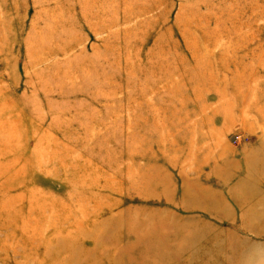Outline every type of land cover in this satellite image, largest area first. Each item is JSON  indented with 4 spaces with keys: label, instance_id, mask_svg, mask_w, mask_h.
<instances>
[{
    "label": "rangeland",
    "instance_id": "1",
    "mask_svg": "<svg viewBox=\"0 0 264 264\" xmlns=\"http://www.w3.org/2000/svg\"><path fill=\"white\" fill-rule=\"evenodd\" d=\"M262 150L264 0H0V264H264Z\"/></svg>",
    "mask_w": 264,
    "mask_h": 264
},
{
    "label": "bare ground",
    "instance_id": "2",
    "mask_svg": "<svg viewBox=\"0 0 264 264\" xmlns=\"http://www.w3.org/2000/svg\"><path fill=\"white\" fill-rule=\"evenodd\" d=\"M263 147V146H262ZM261 149V148H260ZM262 151H264V150H262ZM249 164V163H248ZM262 165V164H261ZM260 165V166H261ZM250 166V165H249ZM247 168V167H246ZM245 168V169H246ZM262 168V167H261ZM249 170V169H248ZM261 170V169H260ZM262 171V170H261ZM214 172H215V170H214ZM247 172V171H246ZM221 174V173H220ZM246 174V173H245ZM246 178V177H245ZM224 179V178H223ZM238 184V183H237ZM240 184V183H239ZM242 188H243V186H242ZM184 191H185V189H184ZM248 196V195H247ZM194 197V196H193ZM195 202V201H194ZM202 203V202H201ZM193 204V203H192ZM246 204V203H245ZM211 208V207H210ZM119 219V218H118ZM130 220V219H129ZM107 221V222H106ZM105 222L103 221V222H100V223H98V224H96L97 225V227H95L96 229H99L98 227H101L103 230H101V231H110V230H112V226H115L116 224H113L112 225V223H111V220L109 221V220H106ZM112 222H117V220H115V221H113L112 220ZM125 224V223H124ZM131 224H133V221H128L127 222V227H129L130 228V230L131 231H140V230H143V231H150V229L148 228V226H145L143 229H139V230H135V229H133V227L132 226H130ZM122 225V224H121ZM136 225V224H135ZM146 225V224H145ZM117 226V225H116ZM137 226V225H136ZM156 226H158V225H156ZM135 227V226H134ZM143 227V226H142ZM162 227L163 228H166L167 227V224L165 223V224H162ZM113 228H115V227H113ZM133 229V230H132ZM174 231V230H173ZM140 234V233H139ZM173 234V233H172ZM76 235V234H75ZM78 235H79V233H78ZM72 236H74V235H72ZM98 236V235H97ZM157 236V235H156ZM171 237V236H170ZM193 235H185L183 238H182V240L180 241V242H184V241H186V242H190L192 239H193ZM216 237H217V235H216ZM100 238V237H99ZM154 238H155V235H154ZM74 237H71V236H68V237H65V238H63V239H59V243L61 244V246L62 245H64L65 246V250L67 251L66 252V254L62 257V263L61 264H76L80 259H81V255H80V251H81V248H79V247H76V246H74ZM137 239V238H136ZM213 239V238H212ZM215 241V240H214ZM213 241V242H214ZM219 241H221V240H219ZM220 244H221V242H219ZM209 244V243H208ZM215 244H217V246H218V241H216V243ZM212 245V244H211ZM100 246V245H99ZM46 247V246H45ZM206 247V246H205ZM52 248V247H51ZM100 248V247H99ZM44 249V248H43ZM86 249V248H85ZM159 249V248H158ZM195 249V248H194ZM198 249V248H197ZM196 249V250H197ZM203 249V248H202ZM205 249V248H204ZM44 250H46V249H44ZM55 250V249H54ZM64 250V249H63ZM208 250V249H207ZM203 251V250H202ZM49 252V251H48ZM59 252V251H58ZM200 252V251H199ZM63 253V252H62ZM53 254V253H52ZM172 254V253H171ZM201 254H202V252H201ZM214 255L213 256H215V253H213ZM62 255V254H61ZM201 256V255H200ZM216 257V256H215ZM225 257V256H224ZM55 258V257H54ZM64 258H65V260H64ZM115 259H116V254H115V257H114ZM220 258V257H219ZM218 258V260H222V259H219ZM53 259V258H52ZM204 259V258H203ZM53 260H56V258L55 259H53ZM205 260V259H204ZM60 261V260H59ZM180 261V260H179ZM178 261V262H179ZM183 261V260H182ZM181 261V262H182ZM196 261V260H195ZM198 261H200V260H198ZM198 261H197V264H198ZM214 261V260H213ZM215 261H217V260H215ZM223 261V260H222ZM48 262H50V261H48ZM85 262V261H84ZM55 263V262H54ZM155 263V262H154ZM200 263V262H199ZM165 264V263H164ZM169 264H171V263H169ZM176 264H178V263H176ZM192 264V263H191ZM207 264V263H206ZM211 264V263H210ZM218 264H220V263H218Z\"/></svg>",
    "mask_w": 264,
    "mask_h": 264
}]
</instances>
